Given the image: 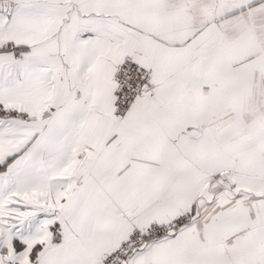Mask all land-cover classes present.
Returning a JSON list of instances; mask_svg holds the SVG:
<instances>
[{
  "label": "snow or ice",
  "instance_id": "snow-or-ice-1",
  "mask_svg": "<svg viewBox=\"0 0 264 264\" xmlns=\"http://www.w3.org/2000/svg\"><path fill=\"white\" fill-rule=\"evenodd\" d=\"M0 264H264V0H0Z\"/></svg>",
  "mask_w": 264,
  "mask_h": 264
}]
</instances>
